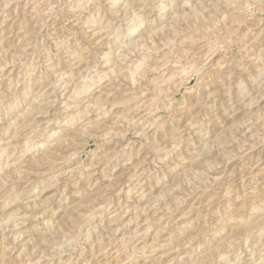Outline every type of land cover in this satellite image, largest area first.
I'll return each mask as SVG.
<instances>
[{
  "label": "rangeland",
  "instance_id": "374dc122",
  "mask_svg": "<svg viewBox=\"0 0 264 264\" xmlns=\"http://www.w3.org/2000/svg\"><path fill=\"white\" fill-rule=\"evenodd\" d=\"M0 264H264V0H0Z\"/></svg>",
  "mask_w": 264,
  "mask_h": 264
},
{
  "label": "bare ground",
  "instance_id": "6f19581e",
  "mask_svg": "<svg viewBox=\"0 0 264 264\" xmlns=\"http://www.w3.org/2000/svg\"><path fill=\"white\" fill-rule=\"evenodd\" d=\"M134 21V20H133Z\"/></svg>",
  "mask_w": 264,
  "mask_h": 264
}]
</instances>
